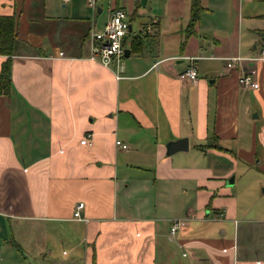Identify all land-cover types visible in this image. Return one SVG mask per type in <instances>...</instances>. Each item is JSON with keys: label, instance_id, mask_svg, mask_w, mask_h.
<instances>
[{"label": "crops", "instance_id": "1", "mask_svg": "<svg viewBox=\"0 0 264 264\" xmlns=\"http://www.w3.org/2000/svg\"><path fill=\"white\" fill-rule=\"evenodd\" d=\"M53 1L0 0V15H13L16 27L9 85L0 92V228L12 244L41 264L55 238L63 245L55 264H264V254H254L262 246L256 232L239 225L238 253L237 237L224 238L223 228L210 233L202 213L207 206L223 212L211 205L214 178L229 173L216 169L218 160L251 159L258 148L264 160V60L224 64L264 47V12L243 10L264 0H199L187 36L189 0H138L148 20L133 26L128 15L125 41L135 40L118 77L113 64L88 58L86 35L111 6L123 8L119 0H107L98 22L100 5L95 13L88 7L89 17L74 0L60 2L68 9L58 14ZM242 17L263 21L251 29L257 49L242 46ZM20 26L34 29L21 41ZM189 63L194 82L176 76ZM249 66L256 88L236 82ZM178 137L186 149L166 154L165 142ZM78 201L84 220L71 216ZM182 217L187 223L170 235L169 219ZM32 232L36 244L23 246Z\"/></svg>", "mask_w": 264, "mask_h": 264}, {"label": "rangeland", "instance_id": "2", "mask_svg": "<svg viewBox=\"0 0 264 264\" xmlns=\"http://www.w3.org/2000/svg\"><path fill=\"white\" fill-rule=\"evenodd\" d=\"M119 0V3L123 6L124 10L130 15L134 4H138V0ZM60 0H54L52 2L54 12H58V14L64 13L67 11V6L62 7L60 5ZM74 6L77 10H85L87 11L88 16L90 17L89 6H86V0H74ZM95 5H100L102 10L97 14V22L104 17V13L106 12L107 0H95ZM89 7V8H88ZM247 10H255L256 12H264V3L263 2H252L244 5V9ZM146 6L138 4L135 13L132 12L131 23L133 26H136L138 22H144L148 20L146 14ZM95 13V12H94ZM242 17L241 22L239 23V31L241 29L242 33L245 34L246 38L244 42H242V46L250 47L251 44L255 45V48H258V43H256V37L251 29L259 28V26L263 23L259 19H249ZM150 24V23H148ZM148 26V28H146ZM249 28V29H245ZM141 29H144L145 32H152L151 25H145L144 23L140 25ZM30 29V31H29ZM23 28L20 26L18 28L17 38L23 40L26 38L33 28ZM148 30V31H146ZM36 31V30H35ZM131 35V34H130ZM129 35V36H130ZM128 38V36H126ZM23 38V39H21ZM50 42H56L58 39L56 36H47ZM34 49L35 47L28 45L22 46L21 49ZM123 56L122 58H124ZM248 131L243 133V137L241 138L240 144L243 145V141L247 145L248 141ZM260 159V149H257V154L255 157L251 159H247L242 156L235 157L234 162L231 159H221L215 163V167L217 170L219 169H228L229 173L226 177L214 178L215 181H219L220 184H217L213 187V195L211 200L212 206H217L223 212L219 215H214V212L211 207L207 206L203 209V214L205 215V224L209 226L210 233L217 235L219 228H223L225 230L224 238H232L233 235L237 237V251L239 253V225H242L244 228H249L250 231H254L258 234L259 238L256 240L255 246L257 249L254 254L261 258V255L264 254V160L260 159L259 162H256L257 159ZM230 180L228 183L227 181ZM214 182V181H213ZM205 210V211H204ZM168 211H162L160 213H166ZM158 213V214H160ZM172 213V212H171ZM173 214V213H172ZM198 213H196L197 215ZM236 227H233V224H236ZM28 229H24L27 232ZM29 233H27V236ZM25 236L21 240L22 245L28 246L31 245V241L33 243L36 242L38 236L32 232V235ZM36 244V243H35ZM63 245H60V241L55 238V243L51 244V253L48 255L49 260L46 264H55L60 260L63 256L60 254V248ZM21 253L18 247H15L12 244V240L10 238L8 228L1 227L0 228V264H39V260L30 259L24 257V251ZM179 249L177 250V253ZM185 259V257H183ZM41 264V263H40Z\"/></svg>", "mask_w": 264, "mask_h": 264}, {"label": "built area", "instance_id": "3", "mask_svg": "<svg viewBox=\"0 0 264 264\" xmlns=\"http://www.w3.org/2000/svg\"><path fill=\"white\" fill-rule=\"evenodd\" d=\"M61 2H67L68 0H60ZM86 4L94 12L95 0H86ZM129 26V18L127 12L120 6H111L104 18L99 29H95L93 24L88 28L86 41L88 43V58L96 59L100 64L109 66L114 65L115 76H119L121 71V59L123 57V48H125L129 42L125 41ZM60 54V51H58ZM259 58L264 60V47L260 48L258 54L255 57L245 59L240 55L227 56L225 59V66L231 67L234 63H240L243 60H253ZM177 78L194 82L196 79V68L192 63L187 64L182 70L177 72ZM236 82L243 88H256L258 83L255 78V69L251 66L243 69L236 77ZM89 133L86 132L79 139V142L83 143L87 141ZM116 145L121 148H125L126 144L120 142L118 139L114 140ZM82 206V202L75 203L72 210V217L75 219H83L79 216V208ZM187 218H171L169 219L168 233L173 235L177 228L185 225ZM224 248L221 247V250Z\"/></svg>", "mask_w": 264, "mask_h": 264}, {"label": "trees", "instance_id": "4", "mask_svg": "<svg viewBox=\"0 0 264 264\" xmlns=\"http://www.w3.org/2000/svg\"><path fill=\"white\" fill-rule=\"evenodd\" d=\"M201 8L199 0H189V15L183 28L185 36L193 32V25L198 18ZM129 17H132V15H129ZM15 39V17L13 15H0V53L5 55L0 65V92H6L9 85V60L10 55L15 50ZM134 40L129 45L134 44Z\"/></svg>", "mask_w": 264, "mask_h": 264}, {"label": "water", "instance_id": "5", "mask_svg": "<svg viewBox=\"0 0 264 264\" xmlns=\"http://www.w3.org/2000/svg\"><path fill=\"white\" fill-rule=\"evenodd\" d=\"M140 3H143L144 0H139ZM130 30V26H128V31ZM128 53V49L127 48H123V55H127ZM165 146V153L169 154L172 153L176 150H185L187 147V139L186 137H178L175 139H170L168 141L165 142L164 144ZM228 183L230 182V180L227 181Z\"/></svg>", "mask_w": 264, "mask_h": 264}]
</instances>
